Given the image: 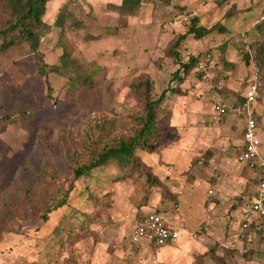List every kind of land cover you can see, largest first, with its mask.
Returning <instances> with one entry per match:
<instances>
[{
  "label": "rangeland",
  "instance_id": "374dc122",
  "mask_svg": "<svg viewBox=\"0 0 264 264\" xmlns=\"http://www.w3.org/2000/svg\"><path fill=\"white\" fill-rule=\"evenodd\" d=\"M121 1L48 0L43 20L52 29L38 52L18 45L0 52V116L13 119L0 129V264H264V217L258 219L260 229L240 226L244 236L235 238V211L248 207L253 173L242 169L241 192L234 184L223 194L212 187L219 178L227 185L239 176L233 172L239 169L240 130L227 123L236 115H218L213 108L241 99L249 77L245 56L258 65L255 54L260 47L264 53V28L256 25L264 0H141L132 17L108 6ZM228 11L234 14L228 17ZM66 13L69 21L61 29L59 18ZM192 16L201 25L221 23L227 30L201 39L188 36L177 55L185 61L209 53L205 78L194 69L175 80L177 58L166 49ZM5 20L0 15V28ZM63 49L77 69L53 72L49 68L59 67ZM224 60L233 63L232 71L225 70ZM43 65L46 76L39 73ZM79 73L92 77L91 88L78 86ZM143 78L151 83L153 96L174 88L164 101L168 118L158 150L140 154L155 184L137 175L109 179L119 174L109 167L108 176L98 182H73L72 167L89 159L87 148L99 139L97 123L106 140L131 134L133 116L141 109L130 84ZM255 106L264 140V87ZM161 188L176 197L181 193L175 206L162 198ZM66 189L68 205L42 219L51 195L59 198ZM86 189L99 199L96 207L79 196ZM208 201L216 203V216L210 213L203 220L208 217L206 239L192 236L165 252L130 242L134 223L146 211L157 209L177 226L192 229ZM246 217L255 221L249 212Z\"/></svg>",
  "mask_w": 264,
  "mask_h": 264
},
{
  "label": "trees",
  "instance_id": "16d2710c",
  "mask_svg": "<svg viewBox=\"0 0 264 264\" xmlns=\"http://www.w3.org/2000/svg\"><path fill=\"white\" fill-rule=\"evenodd\" d=\"M48 0H0V15L5 17V23L0 28V52L8 49L12 45L26 46L29 52H38L41 39L48 34L52 25L46 23L43 20V16L46 12V3ZM141 0H122L119 4H109L108 6L120 16L132 17L138 13V6ZM169 0H166L168 2ZM234 14L233 11H228L227 16ZM188 23L187 29L176 34L167 46L166 54L171 55L175 59L177 69L173 76L175 80H180V76L187 75L190 70L196 68L198 60L202 57V53L196 56H189L185 61H182L177 55V48L180 44L187 39L188 36H192L194 39H201L204 36L211 34L213 31L218 33H224L227 29L221 23H215L212 26L206 27L199 23L197 16H192ZM69 15L62 14L59 18V27L61 29L68 23ZM73 23H69V25ZM77 24V23H76ZM258 28H264V21H258ZM68 26V24H67ZM79 27V26H77ZM62 34V32H61ZM60 65L50 66V70L53 72L63 69H77L75 62L69 55L67 49H63L62 54L59 56ZM255 61L258 63L257 67L262 70L264 68V53L260 47L255 54ZM246 64H249V55L245 56ZM225 69L231 71L233 69V63L229 61L222 62ZM46 65H43L39 69V73L46 76ZM196 70V69H195ZM200 73V72H199ZM201 77V73H200ZM78 86L91 88L93 84L92 77L89 74L78 75ZM264 87V73L260 75V87L258 89V97L261 93V88ZM50 90V89H49ZM152 85L148 78H143L130 84L131 95L136 102H138L141 109L139 114L133 116L134 128L130 135L120 138L107 139V133L104 130L102 124H96L99 130V139L92 140L87 151L89 153V159L83 163H77L72 167L73 182L89 178L94 182H98L103 176H106L105 170L107 167L116 168L119 170V174L115 176H108L109 179H117L134 177L135 175L141 177L145 176V179L149 184H155L156 179L152 173H150L149 167L140 160V154L147 151L154 153L158 149V142L161 136L165 132V124L168 118V112L165 108V99L169 92L174 91L173 87H166L157 96L152 94ZM256 122L257 117H254ZM13 119L9 115L0 116V129L3 126L12 124ZM104 139V140H100ZM44 149L47 151L44 141H39ZM48 164V163H46ZM45 176V175H44ZM41 179V177H40ZM42 180L51 182V180L42 177ZM70 189V188H69ZM69 189L63 191V194L57 198L55 195H51V202L45 207L41 213L42 219H47L49 215L55 211L62 209L69 203ZM161 195L163 199L170 201L174 206L177 203V197L170 191L161 188ZM84 197L87 201L93 202V206L99 204V199L93 192L89 190L81 191L79 196ZM17 212L21 211L17 207ZM160 213L157 209L151 210ZM149 212V211H148ZM144 214L138 217L137 220L142 218ZM89 218V217H87ZM257 225H251L247 228H256Z\"/></svg>",
  "mask_w": 264,
  "mask_h": 264
},
{
  "label": "built area",
  "instance_id": "2783aa9c",
  "mask_svg": "<svg viewBox=\"0 0 264 264\" xmlns=\"http://www.w3.org/2000/svg\"><path fill=\"white\" fill-rule=\"evenodd\" d=\"M258 21H264V12L258 18ZM209 53L204 54L197 62L196 71L205 78L207 62L210 60ZM260 87V71L253 57L249 59V77L247 79L246 89L243 100L239 105L233 108L236 114L242 115L245 124L241 138V152L237 160L248 165L255 172V191L247 209L243 212L255 213L259 218L264 217V151L261 149V140L258 136L256 121L253 116V105L258 97ZM214 110L218 114H225L227 109L224 105H215ZM211 191H209L210 193ZM208 219V217H207ZM200 224L195 232L203 231L206 228V221ZM248 223L244 221L242 228L245 229ZM180 234L179 227L168 226L161 213L149 211L142 218L137 220L130 233V242L134 245L142 243L162 247L178 239ZM193 235H196L195 233Z\"/></svg>",
  "mask_w": 264,
  "mask_h": 264
},
{
  "label": "crops",
  "instance_id": "0c3cea01",
  "mask_svg": "<svg viewBox=\"0 0 264 264\" xmlns=\"http://www.w3.org/2000/svg\"><path fill=\"white\" fill-rule=\"evenodd\" d=\"M204 26V25H203ZM226 70V69H225ZM233 70V69H232ZM231 70V71H232ZM228 72H230L229 70H227ZM248 76V75H247ZM247 79H248V77H247ZM247 79H246V84H247ZM245 92V91H244ZM243 97H244V93L242 94V97H241V99L238 101V102H235L234 103V101L232 102V104L230 103V105H228V106H226L225 104H223V103H216L215 105H224V107L227 109V111L225 112V114L226 113H232V114H234L233 116H239V118H237L236 116L235 117H231V116H229L228 118H230V119H228L227 118V123H229L230 125H232V126H237V131L239 132V130H240V138H237V140H236V145H237V147H238V153H236L237 155H239L240 154V152H241V138H242V131H243V127H244V124H245V120H244V117L242 116V115H239V114H236L234 111H233V108L234 107H236L237 105H239L240 103H241V101L243 100ZM257 101H258V98H257V100H256V102H255V104L257 103ZM255 104L253 105V111H252V113H253V116L254 117H257L258 118V114H257V108H256V106H255ZM214 109V108H213ZM215 111V110H214ZM216 112V111H215ZM217 113V112H216ZM218 114V113H217ZM218 115H224V114H218ZM241 117V118H240ZM239 119H241L242 121H243V124L242 125H240V126H238V124H237V121L239 120ZM256 121V120H255ZM256 125H257V131H258V136H259V138H260V136H261V130H260V126H259V124H258V122H256ZM262 137V136H261ZM261 140V149L264 151V140L263 139H260ZM236 155V156H237ZM236 161H237V164L239 165V169H237V171H235V172H233V174H235V175H239V174H241L242 173V169H245L246 171H249V172H251V173H253V179H254V183H255V185H256V179H255V172L252 170V169H250L249 167H248V165L247 164H245V163H243V162H240V161H238L237 159H236ZM241 168V169H240ZM242 178L243 177H241L240 175L239 176H237V177H235V176H232V179L231 180H229L228 181V184L226 185V184H224V180L223 179H221V178H219L218 180H216V182L213 184V189L215 190V194L217 193V192H220V193H224V190H225V192H226V190H228V192H231V191H233V188H232V185L231 184H234V187L236 188V189H239V187L241 188V190L239 189V190H236V192H241L242 190H243V188H244V185H243V182H242ZM232 180L234 181V182H232ZM255 185H254V187H251V189L250 190H248L246 193L248 194V195H250L248 198V205L250 204V202H251V199H252V197H253V195H254V191H255ZM246 187H247V185H246ZM227 188V189H226ZM188 192H192V190L191 189H189V190H187ZM209 191V190H208ZM180 194L181 193H176V195H177V197H179L180 196ZM239 197H241V198H243L244 196H239ZM205 199V198H204ZM179 200V199H178ZM203 204H204V200H203ZM215 206H216V203L214 202V201H208V202H205V206H203V210L201 211V215H200V218H197L198 220H197V223L195 224V228H192V229H189V228H187V226H186V219H185V216H182L183 217V220H184V224H185V227H186V229H184V228H181V227H179V226H177L176 224H174L173 223V221H171L168 217H165V216H163V214H162V216H163V218L165 219V222H166V224L168 225V226H175V227H179L180 228V234H179V237H178V239L177 240H175V241H173V242H171V243H169V244H167V245H164V246H166V248H164V246H162L163 248H161V247H157V248H160L161 249V251L160 252H165V251H167L169 248H170V245H174V243H177L178 241H181V240H189V239H192L193 237L192 236H195V237H201V236H204V238L206 239L207 237V235L205 234V233H203V231H199V232H195V230L197 229V227L201 224V223H203V220L205 219V217L208 215V214H210L211 213V215H212V217H213V219H215V217H214V215L216 216V214L214 213V209H215ZM178 210H180V207H179V204H178ZM151 211V210H150ZM245 211V210H244ZM148 211H146L145 213H143V214H146ZM239 213H240V215H239ZM255 215V217H254V219L253 220H255L254 222L253 221H251V220H248V218L246 217H244V214L243 213H241V211H239V208L235 211V215L237 216V218H238V223H239V232H238V234H236L235 235V238H238V239H241V238H243V234L241 233V229H240V226H242V223L244 222V221H246L247 223H248V226L244 229V231H246L247 230V228L248 227H250L251 225H257L256 226V229H260V227H261V220H258L259 219V217H258V215L257 214H255V213H250V215ZM210 216V215H209ZM189 230H192L191 232H189ZM196 234V235H193V234ZM155 247V246H154Z\"/></svg>",
  "mask_w": 264,
  "mask_h": 264
}]
</instances>
